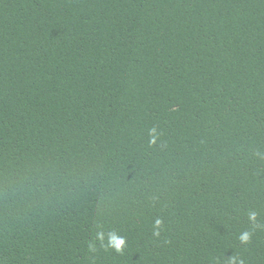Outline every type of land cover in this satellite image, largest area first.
<instances>
[{"label": "trees", "instance_id": "1", "mask_svg": "<svg viewBox=\"0 0 264 264\" xmlns=\"http://www.w3.org/2000/svg\"><path fill=\"white\" fill-rule=\"evenodd\" d=\"M0 264H264V0H0Z\"/></svg>", "mask_w": 264, "mask_h": 264}]
</instances>
